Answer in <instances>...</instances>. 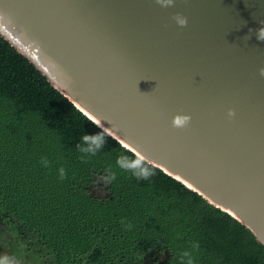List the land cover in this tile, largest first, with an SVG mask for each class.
I'll use <instances>...</instances> for the list:
<instances>
[{"label":"water","instance_id":"95a60500","mask_svg":"<svg viewBox=\"0 0 264 264\" xmlns=\"http://www.w3.org/2000/svg\"><path fill=\"white\" fill-rule=\"evenodd\" d=\"M0 14V36L79 110L264 260V0H0Z\"/></svg>","mask_w":264,"mask_h":264},{"label":"trees","instance_id":"16d2710c","mask_svg":"<svg viewBox=\"0 0 264 264\" xmlns=\"http://www.w3.org/2000/svg\"><path fill=\"white\" fill-rule=\"evenodd\" d=\"M136 159L155 175L117 163ZM0 223V246L18 264H264L231 223L109 135L1 36Z\"/></svg>","mask_w":264,"mask_h":264},{"label":"clouds","instance_id":"9594fccd","mask_svg":"<svg viewBox=\"0 0 264 264\" xmlns=\"http://www.w3.org/2000/svg\"><path fill=\"white\" fill-rule=\"evenodd\" d=\"M5 17L0 14V22L5 21ZM262 36H264V30H262ZM261 75L264 76V69H261ZM235 113L233 111H229V116H234ZM190 119V117H181V118H177L173 121V127L176 128H183L186 126L188 120ZM85 140H91L93 143L101 140V137L99 134L95 135V136H85L84 137ZM117 163L123 167V168H127V169H139L140 172L143 173V175L145 176V178H147L148 176H154L155 175V171L151 170L150 168H145L142 167L141 165V161L139 159L136 160H130V161H123V160H118ZM61 179L65 178V173L63 171V169H61ZM122 222V221H121ZM18 234V233H17ZM0 264H16V261L14 258H9L6 255L3 258H0Z\"/></svg>","mask_w":264,"mask_h":264},{"label":"rangeland","instance_id":"374dc122","mask_svg":"<svg viewBox=\"0 0 264 264\" xmlns=\"http://www.w3.org/2000/svg\"><path fill=\"white\" fill-rule=\"evenodd\" d=\"M2 228H3V225H2V223H0V231L2 230ZM0 243H1V237H0ZM5 255H6L7 257H9L10 259L12 258V257L9 255L7 248H2V247L0 246V258H3ZM16 264H18V263L16 262Z\"/></svg>","mask_w":264,"mask_h":264}]
</instances>
